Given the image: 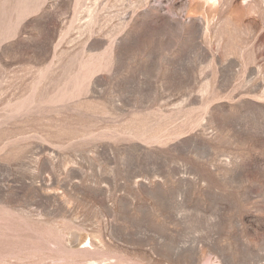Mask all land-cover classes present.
Masks as SVG:
<instances>
[{"label": "rangeland", "instance_id": "rangeland-1", "mask_svg": "<svg viewBox=\"0 0 264 264\" xmlns=\"http://www.w3.org/2000/svg\"><path fill=\"white\" fill-rule=\"evenodd\" d=\"M0 264H264V0H0Z\"/></svg>", "mask_w": 264, "mask_h": 264}]
</instances>
